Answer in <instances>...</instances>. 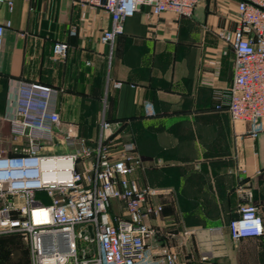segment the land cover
I'll list each match as a JSON object with an SVG mask.
<instances>
[{
	"label": "crops",
	"instance_id": "obj_1",
	"mask_svg": "<svg viewBox=\"0 0 264 264\" xmlns=\"http://www.w3.org/2000/svg\"><path fill=\"white\" fill-rule=\"evenodd\" d=\"M3 1L0 24L10 25L0 56V123L10 142L20 82L57 89L51 102L62 122L75 124L91 145L103 121L113 124L115 142L132 144L142 162L131 179L161 190L151 201L162 212L146 221L155 230L154 264L169 251L182 264H264V236L234 241L228 229L244 203L240 184L264 218V132L251 139L246 124L231 122L226 98L213 100L214 90L224 93L233 79V49L219 33L237 27L238 0H198L191 17L152 16L143 6L112 45L100 42L111 25L100 8ZM57 41L69 46L64 62L52 58ZM109 213L124 210L112 202ZM12 236L20 237L0 235V264H30L27 243L16 249Z\"/></svg>",
	"mask_w": 264,
	"mask_h": 264
},
{
	"label": "built area",
	"instance_id": "obj_2",
	"mask_svg": "<svg viewBox=\"0 0 264 264\" xmlns=\"http://www.w3.org/2000/svg\"><path fill=\"white\" fill-rule=\"evenodd\" d=\"M74 3L109 15L111 25L100 42L112 45L123 33L124 21L141 7H148L152 16L169 12L191 17L198 0ZM236 14L235 30L219 33L233 49V79L224 93L214 90L213 100L221 103L226 98L231 122L246 124L247 135L255 139L264 132V0H238ZM9 25L0 24V56L4 28ZM68 48L65 41H57L53 60L64 62ZM19 87L18 108L8 120L12 148L0 150V235L17 234L26 241L30 264H154L149 241L155 230L146 221L162 212V206L151 201L161 190L138 187L131 179L142 167L133 145L117 144L113 124L105 121L97 140L89 144L75 124L62 122L52 107L51 99L59 90L28 82H20ZM144 107L146 115L153 114L150 104ZM54 147L66 151L55 153ZM237 192L244 203L238 207V218L228 224L230 238L264 236V218L252 203V191L240 184ZM112 202L122 206V216L111 217ZM201 260L207 261V256ZM158 264L182 262L169 251Z\"/></svg>",
	"mask_w": 264,
	"mask_h": 264
},
{
	"label": "rangeland",
	"instance_id": "obj_3",
	"mask_svg": "<svg viewBox=\"0 0 264 264\" xmlns=\"http://www.w3.org/2000/svg\"><path fill=\"white\" fill-rule=\"evenodd\" d=\"M11 142L7 134V129L5 127L4 123H0V150L3 152H8L11 150ZM39 199H41L44 203H47V199L44 196H38ZM10 239V243L13 247H16V249H19V246H21V241L23 244H25L26 247V241H24L21 237L12 236Z\"/></svg>",
	"mask_w": 264,
	"mask_h": 264
},
{
	"label": "bare ground",
	"instance_id": "obj_4",
	"mask_svg": "<svg viewBox=\"0 0 264 264\" xmlns=\"http://www.w3.org/2000/svg\"><path fill=\"white\" fill-rule=\"evenodd\" d=\"M38 213H34V217L37 219ZM46 220V218L44 219Z\"/></svg>",
	"mask_w": 264,
	"mask_h": 264
}]
</instances>
